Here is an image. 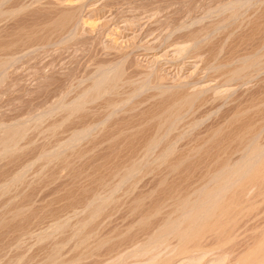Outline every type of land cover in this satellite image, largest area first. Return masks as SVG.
<instances>
[{
	"label": "rangeland",
	"instance_id": "obj_1",
	"mask_svg": "<svg viewBox=\"0 0 264 264\" xmlns=\"http://www.w3.org/2000/svg\"><path fill=\"white\" fill-rule=\"evenodd\" d=\"M263 153L264 0H0V264H239Z\"/></svg>",
	"mask_w": 264,
	"mask_h": 264
},
{
	"label": "bare ground",
	"instance_id": "obj_2",
	"mask_svg": "<svg viewBox=\"0 0 264 264\" xmlns=\"http://www.w3.org/2000/svg\"><path fill=\"white\" fill-rule=\"evenodd\" d=\"M227 5H228V4H227ZM74 11H75V10H74ZM76 12H77V11H76ZM66 13H67V12H66ZM63 14H64V13H63ZM63 14H62V15H63ZM62 15H61V16H62ZM74 15H75V14H73V12H72V10H71V13H70V11H68V13H67L66 15H64L63 18H64V20H66V19L69 20V18H72V16H74ZM63 18L61 17V19H63ZM61 19H60V20H61ZM74 19H75V18H74ZM70 20H71V19H70ZM58 21H59V20H58ZM66 21H67V20H66ZM66 21H63V20H62V22H66ZM59 22H61V21H59ZM69 22H70V21H69ZM69 22H68V23H69ZM66 23H67V22H66ZM61 24H62V23H61ZM71 30H72V29H71ZM260 57H261V56H260ZM253 62H254V61H253ZM250 65H251V64H250ZM243 67H244V66H243ZM253 67H255V66H253ZM249 68H250V67H249ZM230 70H231V69H230ZM234 70H235V69H234ZM249 71H250V70H249ZM117 72H118V71H117ZM234 72H238V71L235 70ZM234 72H233V73H234ZM233 73H232V74H233ZM232 74H231V75H232ZM234 74H235V73H234ZM113 75H114V74H113ZM236 76H237V75H236ZM231 77H232V76H231ZM105 78H106V77H105ZM105 78H104V79H105ZM117 78H118V77H117ZM233 78H234V77H233ZM109 80H110V79H109ZM178 95H179V94H178ZM181 97H182V96H181ZM181 97H180V98H181ZM184 97H185V96H184ZM184 97L180 99L181 101L179 100L180 103H181L183 100H184V102L187 101L186 99H184ZM187 99H189V98H187ZM177 102H178V101H177ZM188 102H189V101H188ZM180 103H179V104H180ZM182 105H183V103H182ZM179 110H180V109H179ZM170 113H171V112H170ZM152 140H153V139H152ZM253 146H254V145H253ZM255 147H256V146H255ZM259 151L261 152V149L257 151V154H256V152L254 151V152H255V155H256L257 157H259V158H262V157H263L262 155H260L261 157L258 156L259 154L262 153V152L260 153ZM258 153H259V154H258ZM263 154H264V153H263ZM253 155H254V153H253ZM245 156H246V155H245ZM257 157H254V159L256 158L255 160H257V159L259 160V158H257ZM248 159H250V158H248ZM248 159H247V163H248ZM251 159H253V156H252ZM262 159H263V158H262ZM258 160H257V162H258V164H259V161H262V160H261V159H260L259 161H258ZM250 161H251V160H250ZM254 162L257 163L256 161H253V162H250V163H248V164L244 163V165H242V167H243V166H246L245 168L243 167V173L241 172V173H242V176H240L241 174L238 173L239 171H242V170H239V171L236 170V171H237L236 173H238V174H239V177H240L239 180H240L242 177H245L246 175H248L250 172L253 173V172L255 171V169H256L257 167H256V164H255ZM245 164H246V165H245ZM254 166H255L256 168H255ZM257 166H258V165H257ZM259 166H261V163L259 164ZM262 166L264 167V164H263ZM253 167H254L255 169L252 171ZM240 168H241V166H240ZM240 168H239V169H240ZM260 168H261V167H260ZM241 169H242V168H241ZM227 172H228V171H227ZM234 172H235V171H234ZM234 172H232V173H234ZM255 172H256V171H255ZM229 173H230V172H229ZM234 174H235V173H234ZM238 174H237V175H238ZM256 174H257V173H256ZM260 174H261V173H260ZM257 175H258V174H257ZM262 176H264V175H262ZM233 177H234V176H233ZM251 177H252V175H251ZM255 177H256V175L254 176V178H255ZM257 177H258V176H257ZM246 178H247V177H246ZM252 178H253V177H252ZM236 179H237V178H236ZM255 179H257V178H255ZM255 179H254V180H255ZM237 180H238V179H237ZM223 184H224V183H223ZM227 184H228V183H227ZM225 185H226V184H225ZM230 185H232V184H230ZM230 185H229V186H230ZM223 186H224V185H223ZM229 186H227V187L229 188ZM234 186H235V185H234ZM223 188H224V187H223ZM223 188H222V189H223ZM230 188H231V187H230ZM222 191H223V190H222ZM219 192H220V190H219ZM215 194H217V193H215ZM218 194H219V193H218ZM202 196H203V195H202ZM214 196H215V195H214ZM216 196H218V195H216ZM218 197H219V196H218ZM213 198H214V197H213ZM209 200H210V199H209ZM214 201H215V200H214ZM217 201H220L219 198H218ZM207 202H208L207 200H206L205 202H203L202 205H201V208H202L203 206H206V205H207ZM224 202H225V201H224ZM187 205H188V204H187ZM189 206H190V205H189ZM199 207H200V206H199ZM199 207H198L197 209H199ZM221 207H222V206H221ZM182 208H183V207H182ZM186 210H187V209H186ZM206 211H207V210H206ZM197 212H198V211H197ZM221 212H222V211H221ZM200 213H201V212H200ZM210 213H211V212H210ZM188 214H189V213H188ZM189 215H190V214H189ZM222 215H224V214H222ZM202 216H203V215H202ZM185 218H186V217H185ZM189 218H191V216H190ZM189 218H188V219H189ZM200 219H201V217H200ZM191 223H192V222H191ZM195 223H196V221H195ZM201 224H202V223H201ZM193 229H194V228H193ZM210 230H211V229H210ZM194 231H195V230H194ZM165 232H166V231H165ZM185 234H186V233H185ZM188 234H189V232H188ZM190 234H191V233H190ZM186 235H187V234H186ZM188 236H189V235H188ZM158 237H160V236H158ZM155 239H156V238H155ZM197 239H198V238H197ZM259 240H260V241H259ZM259 240H258L259 242L257 241V243H256L257 245H255V247H253V249H250L251 252L249 251L250 253H248L247 255L245 254V257L240 259V261L238 262L239 264H256V263H258V262H259L258 264H260V261L263 262L262 259H264V236H263V238H261V239H259ZM182 244H183V243H182ZM221 244H222V243H221ZM183 245H184V244H183ZM188 245H189V244H188ZM145 246H146V245H145ZM181 247H182V246H181ZM187 247H188V246H187ZM188 249H189V248H188ZM181 250H182V248H181ZM182 251H183V250H182ZM188 251H190V250H188ZM178 252H179V251H178ZM246 253H247V252H246ZM255 254H257V255L259 254V256L256 257ZM178 255H179V254H178ZM259 257H260V258H259ZM258 258H259V259H258ZM263 263H264V262H263Z\"/></svg>",
	"mask_w": 264,
	"mask_h": 264
}]
</instances>
